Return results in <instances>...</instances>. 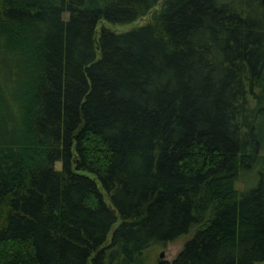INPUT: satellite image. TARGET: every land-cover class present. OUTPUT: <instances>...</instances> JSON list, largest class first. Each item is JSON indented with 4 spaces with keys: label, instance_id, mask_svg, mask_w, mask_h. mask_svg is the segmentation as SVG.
Instances as JSON below:
<instances>
[{
    "label": "trees",
    "instance_id": "1",
    "mask_svg": "<svg viewBox=\"0 0 264 264\" xmlns=\"http://www.w3.org/2000/svg\"><path fill=\"white\" fill-rule=\"evenodd\" d=\"M190 234L155 264L264 263V1L0 0V264Z\"/></svg>",
    "mask_w": 264,
    "mask_h": 264
},
{
    "label": "rangeland",
    "instance_id": "2",
    "mask_svg": "<svg viewBox=\"0 0 264 264\" xmlns=\"http://www.w3.org/2000/svg\"><path fill=\"white\" fill-rule=\"evenodd\" d=\"M160 5L158 6V8L156 10H158L160 8ZM154 12H155V9L147 17L139 20L136 23V25H144L147 22H149L151 17H152V14ZM102 25L103 24L100 25L99 29L102 28ZM104 25H106L107 27L112 28L116 32L127 31V30H129V29H131L132 27L135 26V25H130V26H124V27H121V26L113 27V26H110V25H107V24H104ZM57 166L60 169L62 167V164L58 163ZM252 177H253V175L251 176L250 174H249V176L248 175L247 176L246 175L242 176L240 178V180L238 181V183H237V188L241 189V190L246 189V187L249 186V184L254 183V181H253L254 177L253 178ZM192 235L193 234L181 237L176 242L168 244L165 248L161 247V246L153 247L147 253V256H146L147 261H148L147 264H155L156 261H158V260L173 261L178 256V254L182 251L184 245L191 239ZM162 254H165L164 258H161ZM260 264H264V263H260Z\"/></svg>",
    "mask_w": 264,
    "mask_h": 264
},
{
    "label": "water",
    "instance_id": "3",
    "mask_svg": "<svg viewBox=\"0 0 264 264\" xmlns=\"http://www.w3.org/2000/svg\"><path fill=\"white\" fill-rule=\"evenodd\" d=\"M263 1H264V0H263ZM164 255H165V254H162L161 258H164Z\"/></svg>",
    "mask_w": 264,
    "mask_h": 264
}]
</instances>
